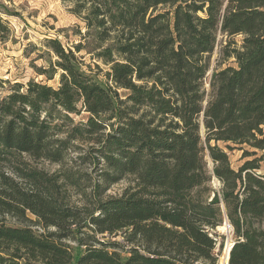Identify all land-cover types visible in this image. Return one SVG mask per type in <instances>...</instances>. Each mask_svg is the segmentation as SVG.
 Returning <instances> with one entry per match:
<instances>
[{"label":"trees","instance_id":"16d2710c","mask_svg":"<svg viewBox=\"0 0 264 264\" xmlns=\"http://www.w3.org/2000/svg\"><path fill=\"white\" fill-rule=\"evenodd\" d=\"M63 1L86 33L72 48L43 41L56 60L36 72L58 84L0 78V264H215L209 232L224 217L228 264H264V0ZM219 34L241 40L224 41L232 61L209 74ZM82 143L95 145L91 193L23 160L62 164Z\"/></svg>","mask_w":264,"mask_h":264},{"label":"rangeland","instance_id":"374dc122","mask_svg":"<svg viewBox=\"0 0 264 264\" xmlns=\"http://www.w3.org/2000/svg\"><path fill=\"white\" fill-rule=\"evenodd\" d=\"M71 5L72 3H66L63 0H0V7H4L8 11V14L0 12V16L7 26V30H0V36L3 35L4 37V39H0L1 79L8 80L10 84L16 81L25 84L31 78L36 81L46 82L53 87L58 84L59 74H56L53 79L47 80L45 75H39L36 72V67L47 68L50 62L52 63L56 60L53 52L43 42L46 38L59 39L66 48H72L79 42H85L82 36L86 33V28H84L83 22L70 12ZM233 39L239 42L241 37L240 35H233L226 38L221 34L218 35V42L211 57L209 74L213 68L223 67L231 63L232 59L226 61L222 59L220 49L225 40ZM76 55L85 64L91 63L92 67H94L93 63H97L100 69H107V65L95 59L93 60L85 49L76 53ZM8 85L7 83L4 84L3 93L6 92ZM84 114L81 112V115H75L74 119L85 118ZM78 145L66 154L65 161L62 164L43 159L34 160L27 157H24L23 160L45 173H58L62 170H69L75 176H80L78 182L85 186L86 192L91 193V187L89 186L92 185L93 181H99L98 167L92 160L88 159L91 147L95 145H91V143ZM238 147L236 145L234 150L227 152L233 168H237L243 161L242 150ZM206 160L207 168L210 170L213 164L209 155L206 156ZM128 182V179H124L111 185L104 196L120 195L127 188ZM210 184L215 190H219L222 185L215 177H212ZM67 195L69 201L73 204H81L84 196L81 190L76 188H70ZM30 218L32 220L35 219L32 216ZM6 220L10 224L17 225L15 220L10 217H7ZM225 221L229 223L228 219L224 217L222 225H219L225 226L224 230L218 226L214 229L216 231L214 253L217 257L215 264L224 263L225 246L228 241L231 243L234 241L233 227L229 230ZM29 224L34 230L40 231V227L36 222ZM117 239L120 240L119 237Z\"/></svg>","mask_w":264,"mask_h":264},{"label":"bare ground","instance_id":"6f19581e","mask_svg":"<svg viewBox=\"0 0 264 264\" xmlns=\"http://www.w3.org/2000/svg\"><path fill=\"white\" fill-rule=\"evenodd\" d=\"M219 228H222L223 230L226 228L225 226H218ZM228 230V229H227ZM227 242V241H226ZM231 242H227V245L225 246L226 247V250H225V255H224V263L223 264H227L228 263V251H229V249H230V247H231Z\"/></svg>","mask_w":264,"mask_h":264},{"label":"built area","instance_id":"2783aa9c","mask_svg":"<svg viewBox=\"0 0 264 264\" xmlns=\"http://www.w3.org/2000/svg\"><path fill=\"white\" fill-rule=\"evenodd\" d=\"M226 221H225V223H226ZM226 225H227V228H229V230L232 229L230 223L227 222ZM209 235L215 236L216 235V231L214 229H211L210 232H209ZM214 238L216 239V237H214ZM194 264H204V263L201 260H196V262H194Z\"/></svg>","mask_w":264,"mask_h":264},{"label":"water","instance_id":"95a60500","mask_svg":"<svg viewBox=\"0 0 264 264\" xmlns=\"http://www.w3.org/2000/svg\"><path fill=\"white\" fill-rule=\"evenodd\" d=\"M233 244H234V242H232L231 247L233 246ZM231 247H230V249H231ZM230 249H229V251H230ZM229 251H228V255H229ZM228 260H229V258H228Z\"/></svg>","mask_w":264,"mask_h":264}]
</instances>
